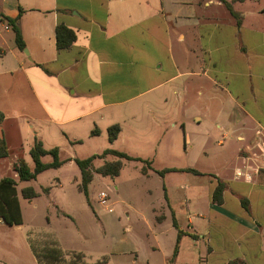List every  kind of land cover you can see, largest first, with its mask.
I'll return each mask as SVG.
<instances>
[{
  "label": "crops",
  "instance_id": "obj_1",
  "mask_svg": "<svg viewBox=\"0 0 264 264\" xmlns=\"http://www.w3.org/2000/svg\"><path fill=\"white\" fill-rule=\"evenodd\" d=\"M246 1H2L0 15L11 19L20 15L18 25L26 54L15 48L9 50L7 58L0 51L4 60L0 75L20 74L36 106L26 107L19 114L0 112V126L22 118L24 141L30 139L26 145L33 146L36 139L46 151L57 148L59 159L76 144L106 136L107 129L113 125L119 126L120 133L109 147L124 130L133 135L132 141H144V145L160 148L168 143L164 133L169 130L187 133L193 126L212 128L215 134L225 132L222 139L234 137L238 144L234 156L237 167L264 168V34L255 28L245 29V17L235 6ZM227 7L240 16L239 27ZM57 25L75 34L76 39L68 49L56 48ZM5 30L11 31L9 27ZM220 97L219 108H212ZM201 100L204 105L196 108L194 103ZM4 107L2 104L1 109ZM190 116L194 125L187 121ZM145 129L154 133L152 138L140 139L139 133ZM9 131L4 127L0 135L7 145L8 156L12 151ZM259 131L261 135L257 136ZM15 132L20 133L18 126ZM215 134H204L203 142ZM217 144L222 146L223 142L218 140ZM194 171L198 173L195 177L207 174L213 178L204 182L205 187L197 186L180 197L171 192L166 181L169 174L160 176L151 166L141 172L142 181L135 186L137 192L141 188L140 192L146 194L152 213L159 206L170 214L176 239L180 231L174 259L184 252L181 243L187 242L188 236L193 237L191 244L198 242L193 220L182 226L172 214L174 202L195 209L205 199L206 215L213 218L209 223L218 229L237 227L241 231L240 239H245L254 229L261 230L256 205L259 196L251 187H264V170L252 183L235 180L233 176L226 178L224 169ZM156 176L162 183L158 193L147 184ZM16 177L14 174L13 178ZM218 182L224 184V190L222 203L217 206L211 199ZM166 217V214L156 217V223L161 224ZM228 234V238L217 235L213 236L214 240L201 242L202 254L207 258L199 252L195 260L207 263L217 252L215 244H226L232 239L231 232ZM204 236L206 232L201 236L202 241ZM230 250L226 244L221 253L229 254ZM230 255L220 259L219 264L232 261ZM235 257L234 260L243 262L246 259L244 253Z\"/></svg>",
  "mask_w": 264,
  "mask_h": 264
},
{
  "label": "rangeland",
  "instance_id": "obj_2",
  "mask_svg": "<svg viewBox=\"0 0 264 264\" xmlns=\"http://www.w3.org/2000/svg\"><path fill=\"white\" fill-rule=\"evenodd\" d=\"M2 1L4 0H0V10ZM235 9L245 17V29L255 28L264 34V0H248L236 5ZM15 48L13 33L6 31L5 24L0 23V51H4L9 58V50ZM1 58L0 55V64L4 61ZM219 99L214 102L212 108H219L222 98ZM201 101L194 103L196 108L204 105V101ZM2 104H5L4 110L1 109ZM35 106V101H32L27 84L20 74L0 75L1 113L19 114L23 113L26 107L34 109ZM21 119L18 122L11 119L0 126V135L4 127L10 129L8 140L12 148L8 157L0 159V180L8 176L13 178V165L18 161H23L29 169H33L29 154L32 145H26L30 139L24 141L26 133ZM187 121L191 125L195 124L192 116ZM17 126L20 129L19 134L18 131L15 132ZM212 131V128L194 126L189 128L187 133L178 129L169 130L164 133L168 145L164 144L158 148L144 145V141H132L133 135L124 130L119 140L111 147L107 135L85 141L62 154L60 161L63 165L59 169L45 171L33 181L20 182L15 178L22 224L19 227H9L0 220V264H203L195 260L199 252L202 257L207 258L206 254H202V243H207L211 238L214 240L213 236L217 235H223L225 238L227 235L228 238V232H231L232 237L226 243L231 249L230 253L222 254L221 249L226 244L217 243L214 245L217 252L204 264H219L220 259L230 257V254L234 260L235 256L241 253L246 256V264H264V187H251L259 196L256 205L262 224L261 230H252L245 239H240L241 231L237 227H231L230 231L225 229L226 227H213L212 222L209 223L213 218L206 215L208 210L205 199L197 203L195 209L174 202L172 214L182 226L187 220H193L198 241L191 244L193 237L188 236L187 242L181 243L184 252L178 259L173 258L176 232L172 229L170 214L159 206L157 211L152 213L146 202V194L140 192L141 188L138 192L135 188L136 184L142 181V168H146L144 163L122 161L120 174L113 179L94 174L97 183L92 189L89 202L78 189L80 172L73 160L98 156L107 149L148 161L151 168L159 172L171 168L203 171L213 167L218 172L224 169V176L231 178L238 166L234 163L238 144L232 136L222 139L221 136L225 132L215 134ZM212 133L216 136L210 137L208 142H203V135ZM153 135L149 129L139 133L140 139L148 140ZM218 140L223 142L222 146L217 144ZM67 156L72 159L69 160ZM115 160L113 156L97 158L92 162V170L105 162ZM42 162H51V157L44 158ZM186 171L165 173L169 174L166 181L173 195L180 197L197 186L205 187L204 182L207 183L213 178L207 174L195 177L194 173ZM153 179L147 184L158 193L162 183L158 176ZM28 187L38 194L31 201L23 199L21 195V190ZM238 187L249 189L244 185ZM100 192H105L108 196L106 205H100L98 202L97 196ZM163 214H166V220L158 225L156 217ZM199 214H204L205 217H198ZM205 232L206 237L204 236L202 241L201 236ZM191 246L193 250L190 251L188 248Z\"/></svg>",
  "mask_w": 264,
  "mask_h": 264
},
{
  "label": "trees",
  "instance_id": "obj_3",
  "mask_svg": "<svg viewBox=\"0 0 264 264\" xmlns=\"http://www.w3.org/2000/svg\"><path fill=\"white\" fill-rule=\"evenodd\" d=\"M231 16L234 18L236 26L239 27L241 23L240 16L232 11L230 7H227ZM20 14L22 10L20 9ZM19 19L20 15L14 19L5 17L0 15V22L5 24L11 32L13 33L14 44L15 47L19 51H23L25 49V44L19 29ZM56 48L58 50L68 49L72 43L75 41L76 37L73 31L66 28L63 25H57L54 31ZM96 131H92V134H95ZM120 133V128L117 125H113L107 129V137L108 142H114ZM30 157L33 162V169H29L27 165L23 161H18L13 165V171L16 174L17 180L20 182H28L36 180L37 176L41 173L48 170H57L62 165L63 162L59 159V151L57 148H53L49 151H46L42 143L35 139L32 148L30 149ZM45 156L51 157L50 163H43L42 158ZM107 156H113L116 158L113 162H105L102 166L98 167L95 170H92V162L95 159H104ZM8 157V148L3 138L0 137V159H4ZM122 161H138L144 163L146 168H142V172H146L148 168H150V162L141 161L140 159L132 158L125 153L113 151V150H104L101 155L92 156L87 159H74L73 162L77 166L80 172V183L78 185L79 191L83 194L86 201L89 202L91 197V192L93 187L97 183V179L95 175L100 177H108V178H116L119 176L120 171L122 169ZM168 172H176V170L168 169L159 172L160 176L164 175ZM186 172H191L194 174H198L194 170H187ZM224 190V184L218 182L213 194H212V203L214 205H221L222 203V193ZM47 192V190H44ZM22 198L31 201L36 198L38 194L34 191L33 188H24L21 190ZM243 206H245V201L241 202ZM0 220L9 227H19L22 224L21 212L18 203V198L16 195V181L14 178L8 176L4 177L0 180ZM181 237L180 231H177V239L175 245V252L177 251L178 242ZM227 264H246L240 260H232Z\"/></svg>",
  "mask_w": 264,
  "mask_h": 264
},
{
  "label": "built area",
  "instance_id": "obj_4",
  "mask_svg": "<svg viewBox=\"0 0 264 264\" xmlns=\"http://www.w3.org/2000/svg\"><path fill=\"white\" fill-rule=\"evenodd\" d=\"M5 29H7V27H5ZM256 135H261V132H257ZM262 143L264 144V138L262 140ZM262 170H264V168L259 165L247 166L243 168L237 167L233 171V177L238 181L252 183ZM107 198L108 196L105 192H100L97 196L100 205H106Z\"/></svg>",
  "mask_w": 264,
  "mask_h": 264
},
{
  "label": "water",
  "instance_id": "obj_5",
  "mask_svg": "<svg viewBox=\"0 0 264 264\" xmlns=\"http://www.w3.org/2000/svg\"><path fill=\"white\" fill-rule=\"evenodd\" d=\"M25 54H26V51H25Z\"/></svg>",
  "mask_w": 264,
  "mask_h": 264
}]
</instances>
